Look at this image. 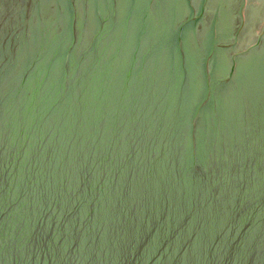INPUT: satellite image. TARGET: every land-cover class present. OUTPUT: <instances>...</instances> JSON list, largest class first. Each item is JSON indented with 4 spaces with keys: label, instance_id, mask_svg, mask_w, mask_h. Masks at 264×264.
<instances>
[{
    "label": "water",
    "instance_id": "95a60500",
    "mask_svg": "<svg viewBox=\"0 0 264 264\" xmlns=\"http://www.w3.org/2000/svg\"><path fill=\"white\" fill-rule=\"evenodd\" d=\"M0 264H264V0H0Z\"/></svg>",
    "mask_w": 264,
    "mask_h": 264
},
{
    "label": "bare ground",
    "instance_id": "6f19581e",
    "mask_svg": "<svg viewBox=\"0 0 264 264\" xmlns=\"http://www.w3.org/2000/svg\"><path fill=\"white\" fill-rule=\"evenodd\" d=\"M252 12H254V10L251 9L248 13L247 24L252 23V17L254 18V16H255L254 13H252ZM253 23H254V21H253Z\"/></svg>",
    "mask_w": 264,
    "mask_h": 264
}]
</instances>
